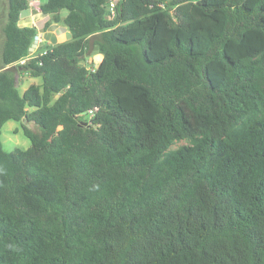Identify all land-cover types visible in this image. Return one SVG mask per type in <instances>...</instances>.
I'll list each match as a JSON object with an SVG mask.
<instances>
[{
	"label": "trees",
	"instance_id": "trees-1",
	"mask_svg": "<svg viewBox=\"0 0 264 264\" xmlns=\"http://www.w3.org/2000/svg\"><path fill=\"white\" fill-rule=\"evenodd\" d=\"M109 1L6 0L0 264H264V0Z\"/></svg>",
	"mask_w": 264,
	"mask_h": 264
},
{
	"label": "rangeland",
	"instance_id": "rangeland-1",
	"mask_svg": "<svg viewBox=\"0 0 264 264\" xmlns=\"http://www.w3.org/2000/svg\"><path fill=\"white\" fill-rule=\"evenodd\" d=\"M31 1V0H30ZM37 0H34V3ZM41 1V0H40ZM43 1V0H42ZM29 13L34 10L33 13L36 15H31L28 17V23L35 22L36 26L39 29V33L36 38V43L33 42L30 48V52L33 51L34 48H37L35 52L38 51L42 43L44 44H54L57 42L64 41L70 37L69 31L67 28L62 25L61 23H51L45 30L43 28L44 23L48 20V16L42 14L38 9H34V4H30L29 6ZM7 10V2L6 0H0V50L2 45V32L1 27L5 22V15ZM61 15H65V11L61 12ZM32 52V53H35ZM101 54H98L92 47H89L84 54L85 60L83 61L84 64L93 63L96 66L99 61L101 60ZM93 66L89 65V68L92 69ZM15 82L18 87V90L22 92L25 90L30 84L35 83L39 84L41 82L40 77H32L22 69H15L13 70ZM27 109L31 110L32 107H26ZM27 125L32 128V130H37V126L34 123H27ZM0 139L2 146L5 150H12L15 147L19 148H26L30 142L27 137L24 136L22 127L18 121L8 120L6 121L1 127V134ZM187 141L181 140L175 142L171 148H176L177 146L186 144Z\"/></svg>",
	"mask_w": 264,
	"mask_h": 264
},
{
	"label": "built area",
	"instance_id": "built-area-1",
	"mask_svg": "<svg viewBox=\"0 0 264 264\" xmlns=\"http://www.w3.org/2000/svg\"><path fill=\"white\" fill-rule=\"evenodd\" d=\"M28 3H29V6H30V4L33 3V4H34V8H35V9H38V6H39V4H40V0H37L35 3H34V0H31V1L28 0ZM114 3H115V0H110V1H109V9H110V11H113ZM37 35H38V34H37ZM37 35L34 37V40H33V42H35V43H36ZM31 45H32V44H31ZM30 48H31V46H30ZM30 48H29V52H30ZM35 50H37V48H34L32 52H35ZM32 52H30V55H31V56L35 54V53H32ZM24 61H25V59H22V60L19 61V63H23Z\"/></svg>",
	"mask_w": 264,
	"mask_h": 264
},
{
	"label": "crops",
	"instance_id": "crops-1",
	"mask_svg": "<svg viewBox=\"0 0 264 264\" xmlns=\"http://www.w3.org/2000/svg\"><path fill=\"white\" fill-rule=\"evenodd\" d=\"M42 1V0H41ZM30 8L28 7L25 11H23L22 13H21V15H20V19H19V25L20 26H26V25H35L36 26V24H35V22H33L32 21V23H28V17L30 16L29 14L31 13H29V10ZM35 9V8H34ZM34 12V10L32 11V13H31V15H36V13H33ZM37 27V26H36ZM38 28V27H37ZM39 33V32H38ZM24 91V90H23ZM22 91V92H23ZM21 92V93H22Z\"/></svg>",
	"mask_w": 264,
	"mask_h": 264
},
{
	"label": "water",
	"instance_id": "water-1",
	"mask_svg": "<svg viewBox=\"0 0 264 264\" xmlns=\"http://www.w3.org/2000/svg\"><path fill=\"white\" fill-rule=\"evenodd\" d=\"M84 124H86V122H83Z\"/></svg>",
	"mask_w": 264,
	"mask_h": 264
}]
</instances>
